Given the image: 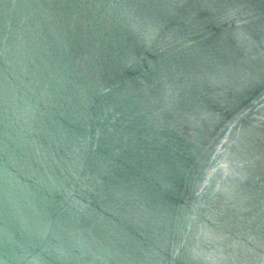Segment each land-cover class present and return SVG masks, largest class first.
Segmentation results:
<instances>
[{"label":"water","instance_id":"obj_1","mask_svg":"<svg viewBox=\"0 0 264 264\" xmlns=\"http://www.w3.org/2000/svg\"><path fill=\"white\" fill-rule=\"evenodd\" d=\"M0 264H264V0H0Z\"/></svg>","mask_w":264,"mask_h":264}]
</instances>
